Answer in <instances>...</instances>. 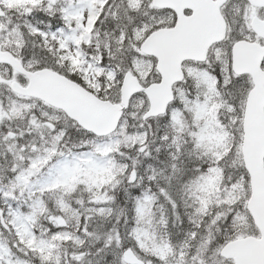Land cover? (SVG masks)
Instances as JSON below:
<instances>
[{
	"label": "snow or ice",
	"instance_id": "6c2138e0",
	"mask_svg": "<svg viewBox=\"0 0 264 264\" xmlns=\"http://www.w3.org/2000/svg\"><path fill=\"white\" fill-rule=\"evenodd\" d=\"M0 264H264V0H0Z\"/></svg>",
	"mask_w": 264,
	"mask_h": 264
}]
</instances>
